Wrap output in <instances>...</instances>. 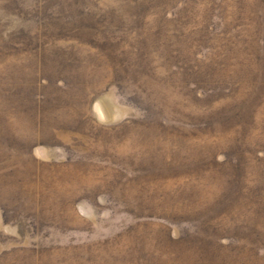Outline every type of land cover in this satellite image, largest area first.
<instances>
[{"label": "rangeland", "instance_id": "374dc122", "mask_svg": "<svg viewBox=\"0 0 264 264\" xmlns=\"http://www.w3.org/2000/svg\"><path fill=\"white\" fill-rule=\"evenodd\" d=\"M0 264H264V0H0Z\"/></svg>", "mask_w": 264, "mask_h": 264}]
</instances>
